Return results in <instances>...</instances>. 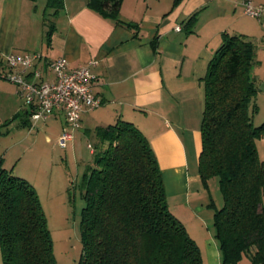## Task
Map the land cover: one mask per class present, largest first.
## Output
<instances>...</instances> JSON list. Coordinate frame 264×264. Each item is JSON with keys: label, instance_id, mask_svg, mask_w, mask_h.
<instances>
[{"label": "trees", "instance_id": "obj_1", "mask_svg": "<svg viewBox=\"0 0 264 264\" xmlns=\"http://www.w3.org/2000/svg\"><path fill=\"white\" fill-rule=\"evenodd\" d=\"M180 1L173 0L174 6ZM120 3L89 0L88 7L117 25L135 28L120 19ZM62 8L63 0L46 1L53 16ZM194 23L192 15L185 27ZM254 64L253 42L223 33L201 79L198 175L206 189L211 178L219 181L223 205L211 207L222 264H264V161L256 146L264 123H252L258 111ZM7 71L0 57V72ZM20 116L28 119L29 111ZM94 134L92 161L80 181L85 206L77 264H203L196 242L169 210L161 169L142 132L119 120L97 127ZM0 248L3 264H56L36 189L1 167Z\"/></svg>", "mask_w": 264, "mask_h": 264}, {"label": "crops", "instance_id": "obj_2", "mask_svg": "<svg viewBox=\"0 0 264 264\" xmlns=\"http://www.w3.org/2000/svg\"><path fill=\"white\" fill-rule=\"evenodd\" d=\"M46 1L43 14L51 15ZM221 1L228 4L232 20L245 21L234 34L254 35L258 22L264 28V21L256 22L244 13L243 0L215 3ZM251 1L264 4V0ZM37 2L0 0V57L5 61L12 53H38L42 58L36 67L42 71L59 58L65 59L69 68L94 61L90 66L92 92L100 106L81 114L79 131L94 132L119 120L134 124L155 153L171 213L185 225L200 221L203 207L207 214L212 211L210 185L206 189L198 175L204 107L201 79L222 43L223 33L230 34L226 29L232 26L223 24L220 13L205 19V0H181L175 6L173 0H121L119 17L135 24L133 29L97 14L88 7L89 0H63V8L52 15L48 32L44 20L35 26ZM192 15L194 25L185 27ZM176 26H181V31H176ZM42 37L46 54L37 48L45 44ZM259 41L260 45L253 43L256 103L264 95V55L259 50L264 46V36ZM46 78L51 79L50 73ZM28 119L20 116L16 126L30 131ZM59 120L65 122L62 112L43 122ZM66 128L61 126L56 132V145ZM45 138L50 141L49 136ZM213 214L209 213L211 217Z\"/></svg>", "mask_w": 264, "mask_h": 264}, {"label": "rangeland", "instance_id": "obj_3", "mask_svg": "<svg viewBox=\"0 0 264 264\" xmlns=\"http://www.w3.org/2000/svg\"><path fill=\"white\" fill-rule=\"evenodd\" d=\"M215 1L205 0L202 8L207 11L205 19L209 18V15L220 13L224 19L223 24L232 26L226 29L230 34L242 28L244 19L232 20L228 4ZM44 4L45 0L37 2L35 26L45 21V31H48L54 17L48 13L43 14ZM202 17L199 16L201 20ZM253 19L256 22L260 21L257 18ZM261 20L264 21V18ZM258 26L254 35H247L256 46L260 45L259 39L264 36V28H260V22ZM42 40L45 44L42 48L39 46L37 48L46 54V40L43 37ZM261 48L259 50L264 55V46ZM16 91L17 87L13 83L0 76V167L27 180L36 189L51 234L56 264H77L83 253L81 219L85 206L80 181L84 169L92 161V153L87 145L91 144L92 147L95 145V134L93 129L89 132L76 130L72 143H68L63 149L55 144L56 132L61 126H66L63 120L54 123H45L41 120L35 122L30 131L27 127H17L20 115L27 108ZM257 105L258 111L252 119L256 127L264 123V95L258 99ZM46 135L50 137V141L46 140ZM256 146L259 149V151L257 149L259 158L264 161V136L257 140ZM208 183L211 189V204L221 208L223 197L218 178H211ZM199 208L200 205L197 210ZM209 213L210 215L214 213L213 207ZM209 213L207 214L203 207L200 221L183 224L201 251L202 263L222 264L218 241L215 238L213 216L211 217ZM0 264H3L1 248Z\"/></svg>", "mask_w": 264, "mask_h": 264}, {"label": "built area", "instance_id": "obj_4", "mask_svg": "<svg viewBox=\"0 0 264 264\" xmlns=\"http://www.w3.org/2000/svg\"><path fill=\"white\" fill-rule=\"evenodd\" d=\"M244 13L252 18H264V4H254L251 0H243ZM181 31V26L175 27ZM42 56L38 53H12L6 56L7 72H0L17 87V94L23 99L29 111V119L33 124L44 121L57 112L64 115L66 130L62 131L57 145L65 149L74 139V131L81 129V114L100 106V100L92 92L94 76L88 65L69 68L65 59L59 58L48 63V70L36 67ZM50 73L51 79H47ZM87 147L92 153L93 147Z\"/></svg>", "mask_w": 264, "mask_h": 264}]
</instances>
